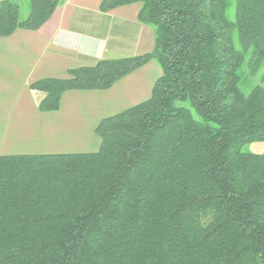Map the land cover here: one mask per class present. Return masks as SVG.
I'll return each instance as SVG.
<instances>
[{
	"label": "trees",
	"instance_id": "trees-1",
	"mask_svg": "<svg viewBox=\"0 0 264 264\" xmlns=\"http://www.w3.org/2000/svg\"><path fill=\"white\" fill-rule=\"evenodd\" d=\"M62 0H8L0 37L37 31ZM26 2L29 14L21 16ZM141 3L150 53L101 59L31 85L40 112L71 90H108L151 61V96L103 119L94 153L0 155V264H264V0Z\"/></svg>",
	"mask_w": 264,
	"mask_h": 264
},
{
	"label": "crops",
	"instance_id": "crops-1",
	"mask_svg": "<svg viewBox=\"0 0 264 264\" xmlns=\"http://www.w3.org/2000/svg\"><path fill=\"white\" fill-rule=\"evenodd\" d=\"M106 0H67L39 30L18 29L0 37V155H42L49 145L79 140L86 153L97 152V125L147 100L162 74L151 61L108 90H71L55 112H40L43 94L31 85L67 79L71 70L101 59L150 53L154 30L139 21L141 3L104 11ZM45 149V150H44ZM58 154V153H56Z\"/></svg>",
	"mask_w": 264,
	"mask_h": 264
},
{
	"label": "rangeland",
	"instance_id": "rangeland-1",
	"mask_svg": "<svg viewBox=\"0 0 264 264\" xmlns=\"http://www.w3.org/2000/svg\"><path fill=\"white\" fill-rule=\"evenodd\" d=\"M20 2L22 0H19ZM234 9H235V0H230V8L229 14L230 18L234 19ZM29 14V8L26 2H22L21 4V16L22 18H26ZM243 81L241 84V89L245 94H249L253 87L256 85H261L264 87V66L260 69L256 76H253L250 72V68L248 64H246L242 70ZM49 145L48 153H86L85 150L92 149H84L81 148V143L79 140L75 139H65L60 141L58 144H42L40 147ZM45 150V149H44ZM246 151H251L253 153H264V143H255L245 147Z\"/></svg>",
	"mask_w": 264,
	"mask_h": 264
},
{
	"label": "water",
	"instance_id": "water-1",
	"mask_svg": "<svg viewBox=\"0 0 264 264\" xmlns=\"http://www.w3.org/2000/svg\"><path fill=\"white\" fill-rule=\"evenodd\" d=\"M8 0H0V6L2 5V4H4L5 2H7ZM67 0H62L61 2H60V5L59 6H63L64 4H65V2H66Z\"/></svg>",
	"mask_w": 264,
	"mask_h": 264
}]
</instances>
